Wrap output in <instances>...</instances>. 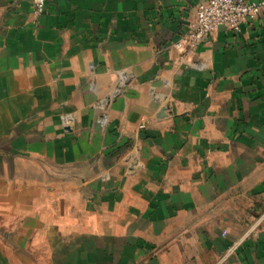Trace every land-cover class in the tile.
<instances>
[{"label": "crops", "instance_id": "crops-1", "mask_svg": "<svg viewBox=\"0 0 264 264\" xmlns=\"http://www.w3.org/2000/svg\"><path fill=\"white\" fill-rule=\"evenodd\" d=\"M203 1L0 0V264H264V14Z\"/></svg>", "mask_w": 264, "mask_h": 264}, {"label": "built area", "instance_id": "built-area-1", "mask_svg": "<svg viewBox=\"0 0 264 264\" xmlns=\"http://www.w3.org/2000/svg\"><path fill=\"white\" fill-rule=\"evenodd\" d=\"M48 0H32V13L40 17ZM264 14V0H206L200 2L195 11V19L188 30L175 43L183 52L197 44L208 43L212 33L220 28H226L239 33L242 25L255 20ZM106 123V117L101 118ZM223 236L226 234L223 231Z\"/></svg>", "mask_w": 264, "mask_h": 264}]
</instances>
